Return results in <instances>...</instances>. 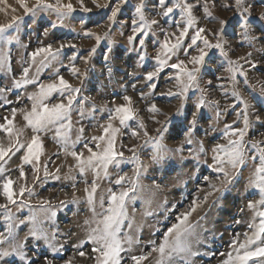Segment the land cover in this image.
<instances>
[{"label":"rangeland","instance_id":"374dc122","mask_svg":"<svg viewBox=\"0 0 264 264\" xmlns=\"http://www.w3.org/2000/svg\"><path fill=\"white\" fill-rule=\"evenodd\" d=\"M8 1L0 0V8L8 4ZM9 2L17 6L9 8L11 16L15 13L22 20L6 33V40L0 38V87L11 89L0 96V123L5 122L4 117H8L13 120L14 130L22 129L18 137L20 143L26 145L31 142L33 135H38L42 148L39 162L33 160L32 164L23 163L22 157L26 148L9 154L10 158L6 157V162H0L6 169L3 175L16 181L13 187L16 193L14 199L17 201L16 204H9L7 209L0 208V240L8 238L11 233L17 242H23L30 229L42 228L50 235L55 233L56 239L53 243L57 248L61 245L63 248L59 253H53L43 240L37 247V241L28 238V245L36 247L41 256L47 255L49 259L55 257V264H64V261L69 259L72 264H94V260L88 258L92 254L91 243L84 245L85 257H80L79 249L74 246L86 240L91 229L97 226L96 222L106 214L108 189L123 191L133 187L135 182V191H130L126 199L127 215L121 225V238L131 235L138 238L140 243L133 245L132 253L127 255H139L142 251H149L152 247L149 241H156L158 244L166 227L175 222L179 213L188 210L195 200L196 210L188 220L193 227V240L199 241L193 243V250L200 253L194 258L195 264H222V261L227 259V253L232 252L235 256L234 249L230 247L231 240L239 235V241L243 242L244 233L252 236L256 231V228H249L248 225L251 223L258 226L261 222V218L254 211L246 208L249 200L259 199L258 190L248 187L249 178L258 163V159L254 162L249 158L258 154L248 145V141H264V135L260 134L264 133V123L256 122L257 115L264 121V92L261 91L264 89V51H261L264 46L259 43L254 47L248 46V40L244 38L243 29L240 27L241 17L235 12V0H216L215 7L209 4L212 16L217 19L205 16L202 7L194 8L193 14L197 19L195 26L188 30L181 47L168 59V66L152 81H147L144 77L147 72L156 69L157 55L160 54L163 58L161 42L164 36L159 27L153 26L149 36L141 37L145 39L143 48L138 41L129 42L128 37L133 34L134 5L138 0H128L127 4H122L115 22L109 21L108 17L112 7L119 0H97L101 5H108L99 8L92 0H84L85 5L91 9L89 13L80 9L77 0H71L76 11L62 18L52 10L37 12L34 16L25 15L23 7L17 3L18 0ZM26 2L34 4L35 0ZM48 2L54 4L55 0ZM63 2L67 3L68 0ZM177 2L178 0H172L169 6ZM188 2L197 4V0ZM199 2L202 4L203 0ZM225 4L229 7L225 8ZM249 5L252 7V31L258 34L264 29V22L256 19L264 12V2L245 0L243 6ZM146 15L149 19L153 18L151 12ZM155 18L161 21V26L169 33L170 43H175L176 38L172 33L179 35V30L186 26L180 9H174L166 18V24L163 23L164 17ZM220 19L227 20L228 23L218 37L216 33L220 30ZM11 21L12 19L5 20L0 24ZM53 24L56 26L53 27ZM198 27L208 29L201 35L211 44H223L228 56H222L219 49L204 48L201 40L189 47L191 37L195 35ZM85 31L99 35L102 38L99 44L94 37L85 36ZM70 44L75 47H69ZM48 45L56 52L55 58L49 56L45 59V54L41 53L33 61L31 53ZM61 45H64V48L61 49ZM92 48L96 51L89 55ZM200 48L208 52L204 62L191 63L193 56H199ZM249 52L252 53L251 63L238 59L246 57ZM229 59L237 61L239 65L235 80L232 79L233 74L228 71ZM180 60L185 62L188 70H197L196 86L189 88L184 96L180 95L182 86L178 83L177 76L184 84L188 83L187 76L180 73L179 69L170 67ZM252 64H255V67ZM25 67L29 69L27 78L32 82L19 89L12 88L13 80L21 78ZM74 68L78 70L75 74ZM59 77H63L72 88L80 89L79 93L65 92L63 97L59 92H53L49 100L45 101L49 104H66L69 94L75 96L70 119L62 121L65 125L70 124V127L62 128L60 137H57L55 132L59 124L49 127L46 131L33 133L22 114L17 113L13 119L11 108L30 111L32 101L28 97L39 94L41 84L59 85ZM150 84L155 87H149ZM125 95L131 97L130 107L135 119L126 121L125 125L120 124L117 118L109 121L110 109L128 103L123 100ZM201 99L205 103L197 112L195 106ZM5 100L10 103H5ZM245 101L248 103L251 122L245 136L247 154L244 166L233 168L226 162H218L214 157H224V153L214 152L213 149L217 144L227 145L228 139L238 138L225 137V125L243 128V119L241 117L238 120L237 113L243 112ZM152 104L160 111L149 112L148 108ZM194 112H197V124L189 137V122ZM140 119H143L147 127L148 137H145L144 130L139 128ZM108 123L119 129L116 133L115 151L123 152L125 159L118 167L110 165L107 176L101 170L100 177L97 178L91 169L81 175L77 161L70 153L82 152L87 158L89 153L84 148V143L89 142V146L96 150V142L91 138L103 135L102 126H107ZM81 128L84 129L82 137L79 131ZM157 129H161V132H157ZM133 130L139 135L132 136ZM64 135L68 138L66 148L62 146ZM78 137L80 139L77 142ZM150 137L155 139L150 140ZM189 138L192 140L191 144L187 143ZM8 139V135L0 131V140L6 147ZM157 140L161 146L162 158L159 162H153L152 155L156 151ZM138 165L142 167L137 179ZM21 167L26 174L23 179L19 178ZM33 168L38 170L34 172ZM120 175H125L126 179L123 185H116L115 180ZM205 177L208 179L205 180ZM93 180L98 187L95 203L89 205L88 194ZM20 186L31 188L33 194L25 192L21 197ZM205 196L207 200L204 199ZM101 197L104 199L103 207L100 206ZM5 203L7 201L0 195V204ZM92 207H95V214L91 210ZM241 208L245 211L241 212ZM258 210L264 211V208ZM52 212H55V216L51 215ZM6 247L7 243L0 244V249ZM157 258L158 253H152L143 264H156ZM8 259L10 264H21L18 257ZM127 264L133 262L127 260ZM249 264H264V260H251Z\"/></svg>","mask_w":264,"mask_h":264},{"label":"snow or ice","instance_id":"6c2138e0","mask_svg":"<svg viewBox=\"0 0 264 264\" xmlns=\"http://www.w3.org/2000/svg\"><path fill=\"white\" fill-rule=\"evenodd\" d=\"M6 2V0H5ZM128 0H119V2L112 7L111 15L108 17L109 21L115 22L117 14L121 11L122 4H127ZM172 0H138V3L134 5L135 16L132 19V35L128 37L130 43L138 41L141 48L145 45V39L141 37H147L151 34L152 27L157 26L160 28L161 34L164 36V40L161 42V48L163 49V58L160 54L157 55V67L154 71H149L145 74L144 79L147 81H152L154 77L158 75L160 71L167 65L168 59L171 58V55L175 53L177 49L181 47L182 41L184 37L187 35L188 30L195 26L197 19L193 14V9L196 7H202L205 16L211 19H217L212 16V12L210 11L209 4L211 3L213 7L216 6V0H203V3L200 4L199 0H197V4L189 3L188 0H178V2L172 6ZM264 2V0H262ZM18 3L23 7L25 15H35L37 12L52 10L58 14L59 17H63L66 15H71L76 11L71 0H68L67 3H64L63 0H55V3H50L48 0H35V3L29 7L26 0H18ZM92 3L96 5V7H107L108 5H101L97 3V0H92ZM245 0H235V12L241 17L240 27L243 29V36L246 40H248V46L254 47L256 43L264 46V29L260 30L258 34L253 33L251 27V17H252V7L251 5L244 7ZM77 4H79L80 9L85 12H91V9L87 7L84 3V0H77ZM151 4V7L149 5ZM225 8H228L229 5H223ZM179 8L182 14V18L184 19V26L182 30H179V35L176 33H172V36H175L176 42L170 43L169 33L161 26V21L156 19L155 17H164L163 23H168L167 17L174 12V9ZM15 11V9H13ZM151 12L153 14V18L149 19L146 13ZM138 18V19H137ZM260 22H264V12L260 13V15L256 18ZM22 18L13 15L11 23L0 24V38L7 39L6 33L17 26L21 22ZM228 23L227 20L220 19V30L216 33L219 37L223 33V29L225 25ZM53 27L56 25L53 24ZM177 26L179 28V22H177ZM208 31L205 28H196L195 35L191 37V44L189 47L197 44V40H201L203 42L204 48L207 49H219L222 56L227 57L228 53L224 51V46L221 43L211 44L206 37L201 34ZM87 37H94L97 44H99L102 39L99 35L92 33L90 31H85L83 33ZM107 34H105V37ZM69 47H75V45H69ZM60 48H64V45H61ZM204 48L199 49V56H193L191 58V63L193 64H202L205 60V57L208 55V52L204 50ZM59 51V50H57ZM96 51L95 48L90 50L89 55ZM261 51H264V47H262ZM44 53L45 59L49 56L55 58L56 52L53 51L52 46L48 45L46 48H37L36 51L31 53V57L33 61L37 55ZM252 53H247L246 57H239L238 59L245 60L246 62L251 63L250 57ZM107 59V57H106ZM143 59V57H141ZM228 65L230 66L228 71H230L232 75V79L235 80V74L239 71L238 62L235 60H227ZM255 67V64H252ZM170 67L174 69H179L180 73L187 76L188 83L184 84L183 81L180 80V77L177 76V81L182 86V91L180 93L181 96H184L189 88L195 87L196 84V75L194 70H188L185 66V62L180 60L178 63L171 64ZM78 70L73 69V73L75 74ZM29 69L27 67L23 68L22 76L20 79H14L12 83V88L19 89L23 85H26L32 81L28 80ZM211 83V81H209ZM135 87V85H133ZM149 87H155L154 84H150ZM11 89H6L0 87V96L6 91H10ZM264 92V89L261 90ZM53 92H59L63 97L65 92L69 93H79V88H72L71 85L63 78L59 77V85L55 83H51L48 85H40L39 94H33L28 97L30 101H32L31 110L27 111L24 108H11V115L13 119L17 116V113L23 115L24 121L28 127H30L33 133H40L46 131L49 127L55 126L59 124V127L56 128V136L60 137L62 135L61 129L70 127L69 125H65L62 121L70 119V112L72 109V105L75 101V96L69 94L67 96V103L59 102V103H45V101L49 100ZM143 97V94H141ZM124 101H127V104H121L115 109H110L109 112V121L114 118L119 119L120 124L125 125L126 121L135 119L133 115V110L130 107L131 97L125 95L123 97ZM5 103H10V101L5 100ZM205 101L201 99L196 104L197 112L204 106ZM213 103H218L217 101H213ZM95 111V108H93ZM148 111L151 113L159 112L160 110L156 107L155 104H152ZM197 112H194L192 115V119L189 122L188 135L191 136L193 130L197 124ZM114 113V115H113ZM180 114V110H177V115ZM83 115V113H81ZM219 115V113H217ZM242 117L243 119V128H233V125L226 124L224 135L225 137L235 136L237 139H228L227 145L217 144L213 149L214 152H223L224 157H220L217 155L214 157L218 162L228 163L233 168L237 166L243 167L245 164L246 158V144H245V136L248 134L251 122L248 114V103L245 101V108L242 113H237V119L239 120ZM4 123H0V131L6 133L9 137L7 147L4 145L3 141L0 140V162H6L5 158L9 157V154H14L15 152L20 151L21 149L26 148V152L22 157L24 164H32L33 160L39 162L40 150L42 148V141L40 140L38 135H33L31 142L28 144H23L19 142V135L22 132V129H15L13 120L8 119V117H4ZM170 119V118H169ZM257 123H264L261 121L260 116H256ZM157 123H160L157 121ZM234 123H236L234 121ZM103 127V135L94 136L91 138L92 141H95V149L89 146V142L84 143V148L88 150L89 155L87 158L84 157L83 153H77L76 151H72L70 154L76 159L77 167L79 168V172L81 175L85 173L87 169H91L97 178L100 177L101 170L104 175H108V168L110 165L118 167L119 164L125 159L123 152L115 151V141H116V133L119 132L118 128H114L111 123H108L107 126ZM139 128L143 129V135L148 137L147 127L143 122V119L139 120ZM80 137L83 136L84 129L80 130ZM157 132H161V129H157ZM264 135V133H260ZM132 136H138L139 133L135 130L131 133ZM80 137L77 138V142ZM67 136L64 135V143L63 147H67ZM150 140H154L155 138H149ZM147 143V141H146ZM187 143L191 144L192 140L189 138ZM103 144V146H102ZM248 145L258 154L252 155L249 158L254 162L258 163L255 166L254 172L252 176L249 178L248 187L252 189L258 190V200H249L246 205L248 210L254 211L256 215L261 218L260 224L254 225L249 224V228H256V231L252 236H248L247 233H244V241H239V235L235 236L231 242L230 247H232L235 251V256H233L232 252L227 253V259L222 261V264H249L251 260H264V211H259L258 209L264 208V141L260 140H250L248 141ZM75 147V144L72 145ZM156 151H154L152 155L153 162H159L161 160L160 155V144L159 141H156ZM182 150V149H178ZM129 151H134V149H129ZM225 157L227 158L225 160ZM138 159V158H137ZM140 167L142 165H138L136 170L137 179L140 174ZM38 169L33 168V171H37ZM6 172L4 168V164L0 163V195H2L7 203L0 204V208L7 209L9 204H16L17 201L14 199L16 193L14 192V185L16 181H14L10 176L3 175ZM45 175H48L47 169L45 167ZM26 177V174L23 168H20L19 178L23 179ZM225 177H227V173H225ZM126 179L125 175H120L115 180L116 185H123ZM205 180L208 178L205 177ZM98 185L96 181H92L91 191L88 194V203L89 205H94L95 203V192L97 190ZM88 191V189H85ZM135 191V182H133V187L123 190V191H114L113 189H108L109 197H108V208L106 210V214L103 218L97 221V226L88 233L86 240H82L78 245H75L78 251V255L80 257H85L86 253L83 250L84 245L91 243L92 254L88 257L89 259L94 260V264H127V260H131L133 264H143L144 261L148 260L152 253H158V258L156 260V264H176L178 261L179 264H195L194 258L200 253L198 251L193 250V243H199V241H194V231L193 227L188 223L189 217L192 212L196 210V201L192 202V205L189 206V209L179 213L176 216L175 222H173L170 226L166 227V229L162 233V239L157 244L156 241H149L152 245L149 251L141 252L139 255L131 254L133 251V245H137L140 243L138 238H134L131 235H125L123 239L121 238V225L123 219L126 217V199L129 197V192ZM27 192L29 195H32V189L27 188L25 186L19 187V195L23 197V195ZM207 200V196L204 197ZM63 203V202H61ZM100 206H104V199L101 197ZM21 207H23V201H21ZM92 212L95 214V207H92ZM241 212H244L245 209L241 208ZM52 216H55V212L51 213ZM35 223V221H34ZM236 223H240V221H236ZM131 228V224L128 225ZM28 238L34 239L37 241V247L39 246V242L43 240L48 247L52 249L53 253H59L63 248V245L60 248H57L53 241L56 239V234L52 233L51 235L45 232L42 228L33 227L30 229L28 237L25 238L23 242H17L16 237L11 233L9 237L0 240V244H8V247L0 249V262L3 264H10L8 258H19L21 264H55V257L49 259L47 255L41 256L36 247H30L27 243ZM127 245V247H125ZM256 245L254 248L250 246ZM125 254V255H122ZM64 264H72V261L65 260Z\"/></svg>","mask_w":264,"mask_h":264},{"label":"bare ground","instance_id":"6f19581e","mask_svg":"<svg viewBox=\"0 0 264 264\" xmlns=\"http://www.w3.org/2000/svg\"><path fill=\"white\" fill-rule=\"evenodd\" d=\"M9 1H11V0H9ZM8 1V4L6 3V5L4 4L1 8H0V22H3V21H5V20H10V19H12V16H11V14H10V12H9V8L12 6V7H17V6H13L12 5V2H11V4H10V2ZM12 1H14V0H12ZM30 1V0H29ZM100 1V0H99ZM1 3V2H0ZM18 3V2H17ZM16 3V4H17ZM28 3V2H27ZM14 4V3H13ZM32 4H33V2L32 3H29L28 5H29V7L30 6H32ZM21 7V6H20ZM16 9V8H15ZM21 9H22V7H21ZM12 10V9H11ZM18 10V9H17ZM24 13V12H23ZM13 14V13H12ZM17 14V13H16ZM20 14V13H19ZM14 15H15V13H14ZM16 16V15H15ZM213 29V28H212ZM183 142V141H182ZM67 151H68V149H67ZM41 156V155H40ZM48 158V157H47ZM73 160H75V159H73ZM68 161H70V159L68 160ZM46 162V161H45ZM63 163V162H62ZM61 163V164H62ZM72 163V162H71ZM71 163H69V164H71ZM72 164H74V163H72ZM40 166V165H39ZM38 166V167H39ZM65 167V166H64ZM55 168V167H54ZM61 168H63V165H62V167ZM60 169V168H59ZM58 169V170H59ZM76 169V168H75ZM54 170V169H53ZM61 170V169H60ZM69 170V169H68ZM55 171V170H54ZM65 171V170H64ZM63 172V171H62Z\"/></svg>","mask_w":264,"mask_h":264}]
</instances>
